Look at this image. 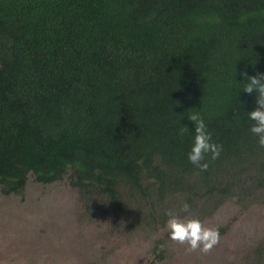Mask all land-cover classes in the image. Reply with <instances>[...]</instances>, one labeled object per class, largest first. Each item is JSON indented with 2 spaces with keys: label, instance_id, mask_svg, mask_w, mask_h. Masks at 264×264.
Here are the masks:
<instances>
[{
  "label": "trees",
  "instance_id": "16d2710c",
  "mask_svg": "<svg viewBox=\"0 0 264 264\" xmlns=\"http://www.w3.org/2000/svg\"><path fill=\"white\" fill-rule=\"evenodd\" d=\"M244 72L264 73V0H0V192L69 175L123 213L125 192L264 202ZM192 112L222 145L207 171Z\"/></svg>",
  "mask_w": 264,
  "mask_h": 264
},
{
  "label": "rangeland",
  "instance_id": "374dc122",
  "mask_svg": "<svg viewBox=\"0 0 264 264\" xmlns=\"http://www.w3.org/2000/svg\"><path fill=\"white\" fill-rule=\"evenodd\" d=\"M124 195L126 213L92 192L83 194L69 175L50 185L30 175L22 194L0 192V264H264L260 192L227 199L211 214L200 202L190 205V214L181 212L183 198L159 203ZM168 210L217 228L219 244L208 254L187 253L186 245L169 239Z\"/></svg>",
  "mask_w": 264,
  "mask_h": 264
},
{
  "label": "clouds",
  "instance_id": "9594fccd",
  "mask_svg": "<svg viewBox=\"0 0 264 264\" xmlns=\"http://www.w3.org/2000/svg\"><path fill=\"white\" fill-rule=\"evenodd\" d=\"M242 75L246 81L243 92L256 95L255 110L248 112V119L253 122L250 132L257 138L258 146L264 148V73L257 72L256 75L249 76L247 72H244ZM188 118L195 124L194 142L188 153V160L201 171H207L209 163L205 161V156L211 154V160L215 161L221 154L222 145L213 142L212 134L208 131L204 119L197 112H192ZM187 130L185 127L182 133ZM180 211L190 214L192 209L185 202ZM166 215L169 217L166 222L169 239L175 244L186 245L187 253L200 251L208 254L219 244L220 232L217 228L206 227L196 218L181 219L179 214L173 210H168ZM158 238V233L153 236V239Z\"/></svg>",
  "mask_w": 264,
  "mask_h": 264
}]
</instances>
